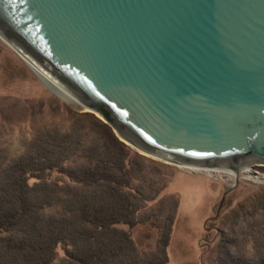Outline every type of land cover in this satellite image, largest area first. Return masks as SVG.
Returning a JSON list of instances; mask_svg holds the SVG:
<instances>
[{"label":"water","instance_id":"water-1","mask_svg":"<svg viewBox=\"0 0 264 264\" xmlns=\"http://www.w3.org/2000/svg\"><path fill=\"white\" fill-rule=\"evenodd\" d=\"M0 39L142 155L264 166V0H0Z\"/></svg>","mask_w":264,"mask_h":264},{"label":"trees","instance_id":"trees-1","mask_svg":"<svg viewBox=\"0 0 264 264\" xmlns=\"http://www.w3.org/2000/svg\"><path fill=\"white\" fill-rule=\"evenodd\" d=\"M92 120L37 132L14 157L0 152V264L168 262L178 200L160 199L153 162ZM252 200L205 222L204 233L217 230L216 264H264V199ZM145 223L159 231L149 254L131 234Z\"/></svg>","mask_w":264,"mask_h":264},{"label":"rangeland","instance_id":"rangeland-1","mask_svg":"<svg viewBox=\"0 0 264 264\" xmlns=\"http://www.w3.org/2000/svg\"><path fill=\"white\" fill-rule=\"evenodd\" d=\"M94 118L107 124L98 114L53 93L0 39V152L6 158L21 153L23 145L37 132L56 127L61 131L77 121L89 125ZM147 158L158 171L153 178L166 184L160 199L169 197L178 200L166 248V264H216L217 230L212 229L206 234L204 224L216 215V205L227 188L230 189L217 213L223 217L231 215L238 207L250 209L252 199H264V166L252 165L241 168L238 173L235 170L228 173L226 170L185 168L153 157ZM56 175L53 172L51 178ZM214 226L222 228L220 222ZM131 234L140 252L149 254L156 250L159 231L148 223L136 225Z\"/></svg>","mask_w":264,"mask_h":264},{"label":"bare ground","instance_id":"bare-ground-1","mask_svg":"<svg viewBox=\"0 0 264 264\" xmlns=\"http://www.w3.org/2000/svg\"><path fill=\"white\" fill-rule=\"evenodd\" d=\"M35 72V74L40 78L41 82L45 84V86H47L53 93H55L56 95L60 96L61 99L70 102V98L68 97L69 95L66 94L61 88H59L56 84H54L53 82H51L49 79L45 78L42 74H40L37 70H33ZM250 168V167H249ZM208 170H214V169H208ZM219 171H223V169H216ZM228 171V173H232V170H226ZM237 173L240 171V169L236 170Z\"/></svg>","mask_w":264,"mask_h":264},{"label":"built area","instance_id":"built-area-1","mask_svg":"<svg viewBox=\"0 0 264 264\" xmlns=\"http://www.w3.org/2000/svg\"><path fill=\"white\" fill-rule=\"evenodd\" d=\"M212 171V170H211Z\"/></svg>","mask_w":264,"mask_h":264}]
</instances>
